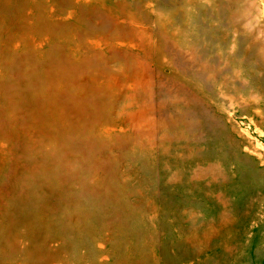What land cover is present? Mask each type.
<instances>
[{
	"label": "rangeland",
	"instance_id": "1",
	"mask_svg": "<svg viewBox=\"0 0 264 264\" xmlns=\"http://www.w3.org/2000/svg\"><path fill=\"white\" fill-rule=\"evenodd\" d=\"M0 264H264V0H0Z\"/></svg>",
	"mask_w": 264,
	"mask_h": 264
}]
</instances>
